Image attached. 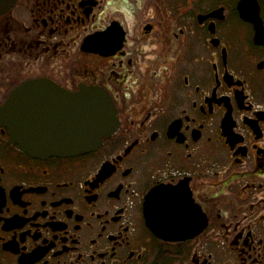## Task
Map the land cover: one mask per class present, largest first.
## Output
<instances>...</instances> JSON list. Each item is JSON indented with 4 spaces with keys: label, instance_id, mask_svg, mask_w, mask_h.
Wrapping results in <instances>:
<instances>
[{
    "label": "flooded vegetation",
    "instance_id": "af4514ba",
    "mask_svg": "<svg viewBox=\"0 0 264 264\" xmlns=\"http://www.w3.org/2000/svg\"><path fill=\"white\" fill-rule=\"evenodd\" d=\"M35 81L28 101L104 90L118 124L85 153L32 156L2 109ZM0 264H264V1L1 14Z\"/></svg>",
    "mask_w": 264,
    "mask_h": 264
},
{
    "label": "water",
    "instance_id": "95a60500",
    "mask_svg": "<svg viewBox=\"0 0 264 264\" xmlns=\"http://www.w3.org/2000/svg\"><path fill=\"white\" fill-rule=\"evenodd\" d=\"M16 1L0 0V15ZM257 30L259 32V28ZM37 84L35 81L20 86L2 109L3 113L9 108L19 114L18 119L14 118L19 127L13 139L32 156L85 153L96 148L118 124L116 107L102 89L88 86L74 92L58 89L52 99L40 95L35 101L26 100L27 89ZM30 107L33 108L29 112L32 125L26 132L22 115Z\"/></svg>",
    "mask_w": 264,
    "mask_h": 264
}]
</instances>
